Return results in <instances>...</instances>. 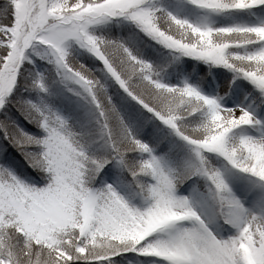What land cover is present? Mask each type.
Wrapping results in <instances>:
<instances>
[{
	"label": "snow or ice",
	"instance_id": "snow-or-ice-1",
	"mask_svg": "<svg viewBox=\"0 0 264 264\" xmlns=\"http://www.w3.org/2000/svg\"><path fill=\"white\" fill-rule=\"evenodd\" d=\"M171 7L198 19L158 0H0V132L33 169L21 178L0 164V264H264V121L187 81L164 83L123 42L97 34L126 21L173 62L223 68L264 101V23H217L264 10V0ZM77 50L102 68L81 63ZM35 59L82 101L78 125L29 98L49 91ZM11 109L42 134L16 123ZM214 160L238 174L253 207ZM113 165L130 177L127 198L112 184L94 186ZM196 181L199 204L181 194Z\"/></svg>",
	"mask_w": 264,
	"mask_h": 264
},
{
	"label": "rangeland",
	"instance_id": "rangeland-1",
	"mask_svg": "<svg viewBox=\"0 0 264 264\" xmlns=\"http://www.w3.org/2000/svg\"><path fill=\"white\" fill-rule=\"evenodd\" d=\"M158 2L168 7L169 11H173L174 14H179L183 18H188L189 20L195 22L198 19L197 15L191 14L187 11L177 10L171 5L175 3V0H158ZM218 25H230V24H240V25H256L264 23V10L254 9L251 14L249 13H235L228 18H217ZM97 34L105 36L111 39H117L125 44L126 47L133 52L134 55H137L138 58L144 59L146 62H149L153 65V61L157 65H153V68L159 70L160 76L164 83L173 84V81L170 82V77H179L177 69L173 61L165 60L167 58L161 55L159 47L155 42L151 41L143 33L138 32V30L133 26L128 24L126 21H117L114 20L110 24L101 26L97 29ZM74 56L80 60L81 63H87L89 67H92L94 64L95 67L92 68L96 72L97 68H102L101 62L96 60L94 57H91L87 53H81L78 50L73 52ZM167 57H171L168 55ZM86 58V59H85ZM35 71L39 72L41 75H44L46 84L48 85V94H40L37 96L36 93H32L29 97L35 103H42L45 108H50L54 112L64 116L69 120L73 125H78V123L83 119L84 111L80 106L82 101H79L77 97L71 95L63 85L58 83V78L55 76L52 66L48 65L44 61L35 59ZM193 66V64H192ZM31 72L32 66H27ZM191 66H188L185 73L179 77V79H184L188 83L196 86L203 95L217 98L219 102L225 108L239 109L244 108L250 111L256 119L264 121V101L259 98L258 93L250 92L248 89L251 88L250 85H247L246 81L237 80L235 83H239V87L232 83V76L228 77V72L219 71L220 77L224 79L222 82L216 78L215 83L207 82V76L199 77L196 72H191ZM99 75V73H97ZM214 75V74H213ZM203 76V75H202ZM169 79V80H168ZM111 83V82H109ZM209 85V86H208ZM234 89L236 92L230 94L231 90ZM114 86L109 88V91L112 92ZM228 90V91H227ZM227 91V92H226ZM25 96H28V93H24ZM122 104L124 102H121ZM138 107V106H137ZM11 115L13 120L23 127L26 131L33 135H41L40 130L36 129L33 125L28 124L14 109H11ZM125 115H127V107L122 109ZM79 130V128H77ZM246 132L248 135L258 136L260 133L259 129H253L252 127H246ZM166 145L161 144L157 149L159 154H162L166 151ZM0 164L5 165L10 168L16 175L21 178H27L33 174V169L28 166L25 157L14 147L8 140L4 138V133L0 132ZM214 166L221 167L225 171V175L229 180V183L232 185L235 193L241 198V200L248 207H253L254 202L249 199L244 183L241 179L238 178L236 174L231 169H224L222 162L213 161ZM127 176L126 173H121L120 169L115 165L110 166V171L107 175L101 173L98 177L95 187H102L104 184H112L121 195H124L126 198L129 196V189L127 188V180H130V177L125 179ZM203 181L189 182L181 188V194L189 195L192 194L197 203H200V193L204 191ZM198 211L202 210L198 207ZM206 211V208L203 209Z\"/></svg>",
	"mask_w": 264,
	"mask_h": 264
},
{
	"label": "trees",
	"instance_id": "trees-1",
	"mask_svg": "<svg viewBox=\"0 0 264 264\" xmlns=\"http://www.w3.org/2000/svg\"><path fill=\"white\" fill-rule=\"evenodd\" d=\"M159 51H161V55L163 57L167 58L165 60H169L170 59L172 61V58L167 57L168 55H170L167 50L163 49L162 47H159ZM173 63L175 65V68L177 69V72H179L178 73V76L179 77L181 76V74L183 75V73H185V71H186V69H187L188 66H191L192 67L190 69L191 72H196L199 75V77L207 76L206 78H207V80H209L207 82H212V83H215L216 78L219 79V77H220V74L218 73L219 71L226 72V70L223 69V68L213 67V68L209 69V67L207 65H205L203 63H199V62L194 61V60H191V59H187V58H184V59H182V60H180L178 62H173ZM192 64H193V66H192ZM153 65L159 66L157 63H155V61H153ZM154 70L160 72V68H159V70H157V69L154 68ZM228 75H229L228 77H231L232 76L231 73H228ZM179 77H175V76L173 77L172 76V77L169 78L170 80L169 79L168 80L170 82L173 81V84H179V83H181V82L184 81V79H181V78L179 79ZM220 80L222 82L224 81V79H222L221 77H220ZM235 84L239 87V85H238L239 83H235ZM235 92L236 91L234 89H232L231 92H230V94H232V93L234 94Z\"/></svg>",
	"mask_w": 264,
	"mask_h": 264
}]
</instances>
